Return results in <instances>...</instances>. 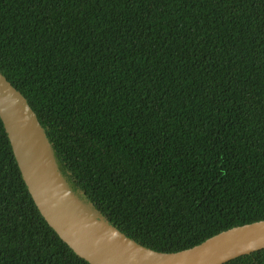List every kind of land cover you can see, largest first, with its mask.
Here are the masks:
<instances>
[{
    "label": "trees",
    "instance_id": "obj_1",
    "mask_svg": "<svg viewBox=\"0 0 264 264\" xmlns=\"http://www.w3.org/2000/svg\"><path fill=\"white\" fill-rule=\"evenodd\" d=\"M0 72L73 191L137 243L264 220V0H0ZM0 264H90L41 214L1 117Z\"/></svg>",
    "mask_w": 264,
    "mask_h": 264
},
{
    "label": "water",
    "instance_id": "obj_2",
    "mask_svg": "<svg viewBox=\"0 0 264 264\" xmlns=\"http://www.w3.org/2000/svg\"><path fill=\"white\" fill-rule=\"evenodd\" d=\"M0 117L23 179L60 238L90 264H222L264 248V220L234 226L176 252L147 248L112 225L70 187L36 113L0 72Z\"/></svg>",
    "mask_w": 264,
    "mask_h": 264
}]
</instances>
